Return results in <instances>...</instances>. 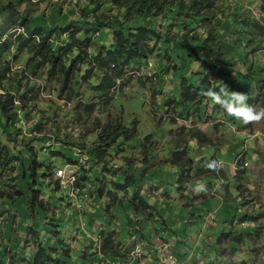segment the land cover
Listing matches in <instances>:
<instances>
[{
	"label": "rangeland",
	"instance_id": "1",
	"mask_svg": "<svg viewBox=\"0 0 264 264\" xmlns=\"http://www.w3.org/2000/svg\"><path fill=\"white\" fill-rule=\"evenodd\" d=\"M203 1L174 21L182 30L154 19L171 42L127 66L109 99L93 85L103 77L93 58L83 66L92 67L90 81L71 74L65 83L57 67L50 75L49 63L37 66L14 40L37 20L69 26L65 36L75 31L85 41L78 21L133 26V6L126 13L113 0H0V9L14 7L0 17V33L9 26L0 43L12 39L0 93L14 95L15 105L25 94L26 102L5 133L0 110V264H26L40 244L69 254L71 264H264V0ZM207 35L216 52L201 50L197 59L189 51ZM89 38L93 53L113 43L109 28ZM236 95L258 119L227 111L243 106ZM21 147L29 149L28 174L36 166L34 183L23 178V152L10 153ZM101 149V159L92 155ZM23 179L40 190L34 204Z\"/></svg>",
	"mask_w": 264,
	"mask_h": 264
},
{
	"label": "trees",
	"instance_id": "2",
	"mask_svg": "<svg viewBox=\"0 0 264 264\" xmlns=\"http://www.w3.org/2000/svg\"><path fill=\"white\" fill-rule=\"evenodd\" d=\"M113 1H120L122 6H124L126 13L128 12L130 6H133L135 8V14L132 17V20L135 17L136 18L133 20V26L126 27V25L131 24V20L121 21L119 19H116L115 21L108 23L107 21L105 22L101 18H96L93 21H89L87 23L86 21L83 23L81 21H78V23L83 24L79 31L86 38L85 41H82L79 38L76 39L77 37L74 36V34H76L75 31L73 32L72 36H65V33L69 30V26L54 27L53 24L45 25L42 22L38 23L37 20H31L32 27L28 25L29 27L26 26L25 29L28 35H18V38L14 40V43H17V48L19 45H21V48L26 49L28 53L32 55L31 60L37 61V66H40L42 63H49L51 65L50 75H53V73L56 72L57 67L58 70L64 75L65 83L69 81V79L71 78V74L74 75V77H77V82L79 80L90 81V75L92 78V67L89 68L86 65L88 68H83V66L85 60H89L90 62H92L90 58H93L96 62L95 64L98 67L99 72L103 74L100 84L98 82L97 84L93 85L100 92V94H106L107 96H109V99H112L113 89L116 87L119 78L124 75L127 66H129L133 62H145L147 58L153 55L157 50L158 42L159 44L161 42V45L162 43H167L168 41L171 42L166 34L163 35L161 31H158L156 29V26H154L153 24L154 19L157 18V16H160L163 21H165L167 24L170 23V26H177L182 30L184 22L181 20L178 23L174 22L177 17L184 14L190 16L193 11L198 10V4L203 5L206 2L203 0H191L189 6H184L181 1L174 2V0H171L170 3L165 2V0H162L161 2L160 0ZM12 6V3H9V5L7 4L6 7L1 8L0 17L13 10L14 7L10 8ZM150 8L152 9L150 10ZM164 8H168L169 15L164 14ZM189 10H191V13H188ZM20 14L23 17L27 16L26 13ZM146 18H148V20H146ZM117 21H120L121 23L119 25V28L115 29L113 28V25H115ZM16 22L17 21H14L12 25L19 24ZM22 24L25 23L23 22ZM8 28L9 26L2 29L3 33ZM101 28L111 29L113 35V43L109 47L103 46L104 51L93 53L92 51L88 50V42L90 41L89 36L92 30H100ZM3 33H0V37H2L1 35ZM56 38L58 39L56 40ZM209 39L210 35H207L205 38L201 37L200 40H198L193 46V48L189 51L190 54L197 55L196 58L198 59V52L201 50L207 49L209 55L216 52V50L213 51L211 45H208ZM8 42L11 43L12 39H8L7 37V39H5L3 43H0V79L2 81L6 80L5 71L7 70V67L4 65L2 59L4 58L6 52H8L9 50ZM181 44H185V41L182 40ZM162 48L164 51L160 54L164 56L166 53H168V50L165 46H163ZM189 87L196 88L194 85ZM24 97L25 94H20L18 97V99H20L18 100L19 104L15 105L17 99L16 97H14V95H8V93H0V110L3 112L4 117L6 118L4 125H2V127L0 126L1 128H3L2 132L4 131L5 133V131H8V127H11L12 122L17 118L18 111L20 109H23V107L25 106L26 102ZM20 129H22V127ZM15 133H17V131L11 132L8 135ZM106 150L107 149H101L99 152L94 150L92 155L96 156L98 159H101L103 157L104 151ZM25 151L27 152L24 153V149L23 147H21L19 149L13 150V152L10 153L13 154L14 158H17V153L23 152V155H20L22 163L21 169L23 178L26 179L28 175H30L27 172V167L24 165L25 160L27 159L25 154L28 155L29 149ZM13 157L9 156L8 160L12 159ZM31 169L32 173L30 176L34 179V183L36 182V178L38 176L36 175L35 164L32 165ZM49 174V172L44 173L43 176ZM25 179H23V181L28 183L30 185L31 190H33V194L31 196L32 202L34 204L36 202L35 200L37 198V193L40 190L35 189L34 186H32L34 184L31 181ZM133 180V178L128 177L124 185H119L123 188H128L130 183L132 184ZM22 193V190L18 191L19 195H21ZM13 201H15V199H13ZM110 243L111 237H105V241L103 244V249L105 251L110 250ZM142 244L144 243H139V245ZM53 251L48 250L45 246L40 244L38 246L37 252L34 254V256H32L29 261H27L26 264H71L69 260V254L64 253V257H59L57 253H54ZM146 253L152 254L151 256L153 257L154 250L149 248V250H146ZM133 263L137 264V261L134 260Z\"/></svg>",
	"mask_w": 264,
	"mask_h": 264
},
{
	"label": "clouds",
	"instance_id": "3",
	"mask_svg": "<svg viewBox=\"0 0 264 264\" xmlns=\"http://www.w3.org/2000/svg\"><path fill=\"white\" fill-rule=\"evenodd\" d=\"M206 94L212 97L214 100L220 99V97L215 92H213L211 89H208ZM235 99L236 101L240 102L243 105V102L246 100V97L243 95H236ZM225 107L230 114L235 115L238 118L242 117L245 120V122L250 119L259 118L258 116L252 115V111L250 108L247 107V105H243L242 107H238V108H233L231 105H225ZM147 256H149L148 253H147Z\"/></svg>",
	"mask_w": 264,
	"mask_h": 264
},
{
	"label": "built area",
	"instance_id": "4",
	"mask_svg": "<svg viewBox=\"0 0 264 264\" xmlns=\"http://www.w3.org/2000/svg\"><path fill=\"white\" fill-rule=\"evenodd\" d=\"M63 175H64V170L60 169V170L58 171V176H60V177L62 178ZM75 182H76V177L71 176V177H70V181H69V183L72 184V185H73V184L75 185ZM77 192H79V191H77ZM125 264H130V263H125Z\"/></svg>",
	"mask_w": 264,
	"mask_h": 264
},
{
	"label": "crops",
	"instance_id": "5",
	"mask_svg": "<svg viewBox=\"0 0 264 264\" xmlns=\"http://www.w3.org/2000/svg\"><path fill=\"white\" fill-rule=\"evenodd\" d=\"M259 211V209L257 208V210H256V212H258ZM264 211H261V214L263 213Z\"/></svg>",
	"mask_w": 264,
	"mask_h": 264
}]
</instances>
